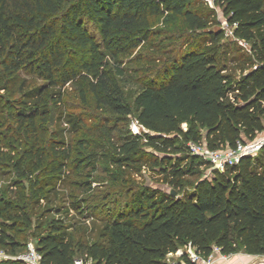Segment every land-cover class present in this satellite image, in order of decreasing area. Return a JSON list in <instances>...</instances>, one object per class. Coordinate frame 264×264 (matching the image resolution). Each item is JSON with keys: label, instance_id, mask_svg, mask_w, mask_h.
<instances>
[{"label": "trees", "instance_id": "1", "mask_svg": "<svg viewBox=\"0 0 264 264\" xmlns=\"http://www.w3.org/2000/svg\"><path fill=\"white\" fill-rule=\"evenodd\" d=\"M202 3L0 0V127L20 135L22 146L10 159L19 195H0L1 247L19 246L8 231L21 223L40 232L34 245L40 264H74L77 253L89 264H168V254L187 248L201 260L215 249L224 256H264V145L237 165L184 186L186 176L207 164L189 153L188 142L224 150L264 134V0H213L222 19L235 24L234 38L248 46L246 51L238 47L247 65L238 79L223 59L228 46L223 30ZM163 15L180 18L188 30L199 32L197 38L127 103L104 58L115 63L147 42L155 34L152 21ZM23 72L38 81L21 79ZM67 84L77 86L81 100L88 91L97 106L121 121L132 116L145 131L149 152H142L138 135L124 136L110 159L114 170L150 164L169 188L157 192L158 198L141 192L140 204H124L88 243L74 241L69 210L44 207L32 220L29 209L31 201H49L83 122L82 114L69 112L62 100ZM50 115L54 121L48 131ZM180 258L194 264L185 253Z\"/></svg>", "mask_w": 264, "mask_h": 264}, {"label": "rangeland", "instance_id": "2", "mask_svg": "<svg viewBox=\"0 0 264 264\" xmlns=\"http://www.w3.org/2000/svg\"><path fill=\"white\" fill-rule=\"evenodd\" d=\"M206 10L214 12V18L221 27L225 20L222 19L219 9L213 4V0H201ZM155 34L145 43L128 53L119 55L116 62L107 60V69L118 83L122 96L127 103H131L132 96L137 89L149 78L162 71L163 66H168L172 58L183 50L187 43L197 38L199 32L187 29L186 23L180 18L169 15L160 16L152 21ZM223 42L228 46L223 49L226 54L223 59L227 64L228 73L238 79L247 68L246 63L240 58L238 47L247 50L232 37H224ZM117 69L122 70V76L117 75ZM21 79L29 83L37 82L34 75L23 72ZM4 91L0 88V95ZM85 101L81 100L80 93L75 84H67L63 88V102L69 112L82 114L83 122L77 134L72 136V153L65 168L63 178L58 182L52 192L48 194L49 201L39 200L30 202V216L32 220L40 213L42 208H53L59 206L69 210L68 223L71 224V232L74 241L90 242L97 239L98 233L106 225L112 222L118 211L124 204H140L138 198L140 193L149 192L159 197L157 192H164L169 188L162 182L159 169L150 164L137 165L115 171L110 159L114 155V149L122 142L124 136L133 134L132 116L122 119L105 106H97L92 95L85 91ZM45 128L53 129L54 115L47 119ZM185 127L184 125L182 126ZM136 135L140 137L139 144L143 153H148L149 148L145 146L144 130L138 129ZM0 127V195L5 191L9 196H14L20 188H15L13 183L17 182V173L12 169L10 159L15 158L21 151L20 135L7 134ZM122 172V174H120ZM210 166L206 164L198 169L193 175L184 178V186L190 187L197 179L209 176ZM24 184L25 181L21 180ZM25 194H27L25 188ZM15 193V194H14ZM157 193V194H156ZM148 203L142 202L145 207ZM54 216L53 213L49 217ZM124 220V219H123ZM19 246L16 248H3V262L16 261V256L21 254L26 245H35L36 237L40 233L33 226L21 223L8 231ZM194 264H264V256H251L245 253H237L230 256L221 255L214 250L212 255L206 259H198L190 248L180 249L176 253L168 254L166 262L174 264L182 262V254ZM77 258H84L76 254ZM85 260L84 264H89Z\"/></svg>", "mask_w": 264, "mask_h": 264}, {"label": "built area", "instance_id": "3", "mask_svg": "<svg viewBox=\"0 0 264 264\" xmlns=\"http://www.w3.org/2000/svg\"><path fill=\"white\" fill-rule=\"evenodd\" d=\"M234 25H228L226 22H223L221 29L223 30L224 37H232L234 40H237L233 36ZM238 43L248 49V46L245 42L237 40ZM133 125V134L136 135L138 129H142L141 126L137 123L136 120L132 122ZM143 130V129H142ZM264 145V134L257 137L255 140L242 143L238 142L233 149H224V150H208L202 144L188 142L187 148L190 154L196 155L210 166V171L216 170L222 172L226 167L237 165L240 159L243 156L254 155L260 148ZM217 250V249H215ZM197 257V256H196ZM4 258V253L0 252V261ZM198 258V257H197ZM16 261L21 262L22 264H40L41 256L35 250L33 244L26 245L24 251L16 256ZM199 259V258H198ZM195 261V258L192 260ZM74 264H84V261L81 258L74 260Z\"/></svg>", "mask_w": 264, "mask_h": 264}, {"label": "water", "instance_id": "4", "mask_svg": "<svg viewBox=\"0 0 264 264\" xmlns=\"http://www.w3.org/2000/svg\"><path fill=\"white\" fill-rule=\"evenodd\" d=\"M172 195H175V192L174 191H172V193H171Z\"/></svg>", "mask_w": 264, "mask_h": 264}]
</instances>
